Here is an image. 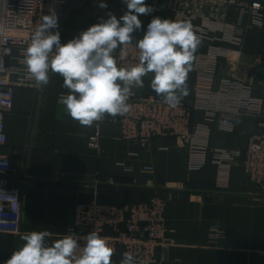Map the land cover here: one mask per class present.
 Returning <instances> with one entry per match:
<instances>
[{
	"label": "crops",
	"instance_id": "crops-1",
	"mask_svg": "<svg viewBox=\"0 0 264 264\" xmlns=\"http://www.w3.org/2000/svg\"><path fill=\"white\" fill-rule=\"evenodd\" d=\"M104 3L107 8L100 7ZM146 3L156 11L139 17L144 30L154 16L176 19L177 0ZM126 10L118 0H73L54 31H59L62 44L67 43L101 18L106 19L108 13L119 18ZM223 17L228 22H249L235 8ZM142 35V31L136 32L133 42ZM214 45L240 46L243 51L239 58L220 59L215 87L223 78H234L248 84L253 96L264 99V27H249L240 45L200 41L186 81L188 94L181 102L199 101L197 61ZM9 64L14 66L17 61L11 59ZM49 75L47 87H37L35 82L15 84L13 108L5 116L7 142L0 145V155L11 160L12 171L4 178L21 189L23 222L21 233L0 232V264L22 245L20 237L26 232L48 230L52 233L49 242L67 234L79 203L126 205L148 201L155 195L167 199L165 238L169 241L167 247L158 250L155 264H264V194L248 179L243 156L232 167L225 190L216 185L219 168L213 162L215 149L244 151L248 138L259 130V117L240 114L233 121V129L225 130L219 114L208 120L206 111L196 109L191 125L208 126L209 148L204 166L191 169L186 140L176 135L157 136L143 147L124 138L121 125L111 116L101 121V146L93 148L90 137L97 123L81 127L72 120L58 103L67 93L63 78L51 72ZM150 81L151 74L144 78V87L133 92L156 95ZM147 167L152 171H146ZM212 229L223 233L215 242L210 237ZM121 258L122 254L115 257L113 264H119Z\"/></svg>",
	"mask_w": 264,
	"mask_h": 264
},
{
	"label": "built area",
	"instance_id": "built-area-1",
	"mask_svg": "<svg viewBox=\"0 0 264 264\" xmlns=\"http://www.w3.org/2000/svg\"><path fill=\"white\" fill-rule=\"evenodd\" d=\"M73 0H0V145L6 144L7 132L5 116L13 108L14 85L32 83L23 63V49L31 42L35 29L42 23L44 15L54 9L58 26L67 16V9ZM123 2V0H118ZM235 8L241 20L228 22L223 14ZM176 20H187L200 41H223L240 45L249 27H264V3L247 0H177ZM201 21V23H198ZM54 31V30H53ZM219 32L221 36H216ZM132 45L127 46L121 55H115L119 66L129 67L138 62L139 51ZM242 49L214 45L211 51L201 55L197 61V92L200 99L194 104L180 102L169 107L155 94H134L129 97V111L111 118L122 128V136L148 147L157 136L176 135L186 140L190 147L189 166L199 169L206 163L208 152L209 128L204 123L191 125L192 114L196 109L206 111L207 119L220 115L221 128L233 129V121L240 114L260 118L259 130L247 141L244 151L240 149H215L213 162L219 168L217 187L227 189L230 171L244 157V170L248 179L260 186L264 194V99L251 94V87L234 78H223L220 86L215 87L221 58L241 57ZM15 59L16 65L9 61ZM102 122L96 125L90 137V146L100 148ZM12 171L8 156L0 155V232H22L23 207L21 189L10 185L4 178ZM146 171H152L147 167ZM167 199L155 195L148 201L126 205L101 204L95 201L79 203L76 206L73 226L67 234H72L83 245L84 237L97 231L106 237L114 249V258L131 253L138 264H155L159 261L158 250L169 245L165 238L168 230L166 218ZM219 229L210 233L213 242L221 238Z\"/></svg>",
	"mask_w": 264,
	"mask_h": 264
},
{
	"label": "clouds",
	"instance_id": "clouds-1",
	"mask_svg": "<svg viewBox=\"0 0 264 264\" xmlns=\"http://www.w3.org/2000/svg\"><path fill=\"white\" fill-rule=\"evenodd\" d=\"M126 11L117 18H107L81 31L67 43H61L58 17L54 9L44 15L31 42L23 49V63L37 87H47L49 73L63 78L67 93L59 97L65 113L81 127H92L106 116L115 118L129 111L128 100L133 89L144 87V78L151 74L150 88L163 103L176 107L188 94L186 81L192 69L200 38L187 20L154 16L143 29L140 16L156 9L146 0H123ZM100 7L107 8L106 3ZM138 62L121 67L116 58L133 44L134 34ZM48 230L30 231L21 235L22 245L11 253L5 264H113L114 249L97 231L84 237L81 245L72 234L49 242ZM119 264H138L129 252L122 253Z\"/></svg>",
	"mask_w": 264,
	"mask_h": 264
},
{
	"label": "water",
	"instance_id": "water-1",
	"mask_svg": "<svg viewBox=\"0 0 264 264\" xmlns=\"http://www.w3.org/2000/svg\"><path fill=\"white\" fill-rule=\"evenodd\" d=\"M261 72L264 73V70H262Z\"/></svg>",
	"mask_w": 264,
	"mask_h": 264
}]
</instances>
